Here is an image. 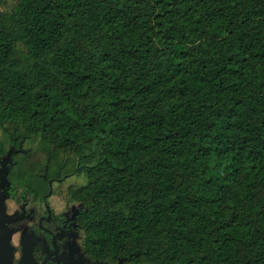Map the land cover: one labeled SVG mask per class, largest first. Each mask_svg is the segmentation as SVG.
Returning <instances> with one entry per match:
<instances>
[{
    "label": "trees",
    "instance_id": "1",
    "mask_svg": "<svg viewBox=\"0 0 264 264\" xmlns=\"http://www.w3.org/2000/svg\"><path fill=\"white\" fill-rule=\"evenodd\" d=\"M74 173L106 264H264V0H14L0 153ZM16 161V162H17Z\"/></svg>",
    "mask_w": 264,
    "mask_h": 264
},
{
    "label": "flooded vegetation",
    "instance_id": "2",
    "mask_svg": "<svg viewBox=\"0 0 264 264\" xmlns=\"http://www.w3.org/2000/svg\"><path fill=\"white\" fill-rule=\"evenodd\" d=\"M20 150L0 153V264H106L84 250L85 206L63 191L76 175L48 176L46 164L21 173Z\"/></svg>",
    "mask_w": 264,
    "mask_h": 264
},
{
    "label": "rangeland",
    "instance_id": "3",
    "mask_svg": "<svg viewBox=\"0 0 264 264\" xmlns=\"http://www.w3.org/2000/svg\"><path fill=\"white\" fill-rule=\"evenodd\" d=\"M14 3V0H0V9L5 10V9H9ZM83 177H72L70 179H68L64 185V187H66V185H72V184H78V183H82L83 181Z\"/></svg>",
    "mask_w": 264,
    "mask_h": 264
},
{
    "label": "water",
    "instance_id": "4",
    "mask_svg": "<svg viewBox=\"0 0 264 264\" xmlns=\"http://www.w3.org/2000/svg\"><path fill=\"white\" fill-rule=\"evenodd\" d=\"M12 151H13V150H10V151H9V154H8L9 157H10ZM117 264H124V259H120V261H119Z\"/></svg>",
    "mask_w": 264,
    "mask_h": 264
}]
</instances>
